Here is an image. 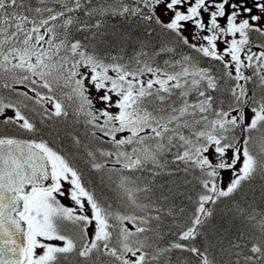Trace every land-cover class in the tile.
<instances>
[{
  "label": "snow or ice",
  "instance_id": "snow-or-ice-1",
  "mask_svg": "<svg viewBox=\"0 0 264 264\" xmlns=\"http://www.w3.org/2000/svg\"><path fill=\"white\" fill-rule=\"evenodd\" d=\"M0 89V264H264V0H0Z\"/></svg>",
  "mask_w": 264,
  "mask_h": 264
},
{
  "label": "trees",
  "instance_id": "trees-1",
  "mask_svg": "<svg viewBox=\"0 0 264 264\" xmlns=\"http://www.w3.org/2000/svg\"><path fill=\"white\" fill-rule=\"evenodd\" d=\"M112 24H115L120 27L128 28V30L132 31L134 30V21L131 25H120V18H114L110 21ZM135 34V33H134ZM189 50L187 48L184 49V52H188ZM115 54V53H113ZM19 89H24L23 85H17L16 86ZM0 95H8V90L0 89ZM9 99H14V97L9 96ZM80 131H83L81 128ZM0 132L1 134H15L19 135L20 138H28V134L25 133H19L17 129L11 125H4L2 122H0ZM65 151H67V148H65ZM76 164L78 167L81 168V170L84 172L85 179L91 182V186L95 187L98 193L103 194L104 198L109 202L112 203L114 207L119 206L120 201L118 199L117 192L114 190L115 186L112 187H102L98 186V177L94 172H90L86 166L85 163L82 160H76ZM139 175V173H137ZM264 184V181H261L257 179L254 181L250 187H245L244 190V196L240 197L238 196L237 199L241 200L242 203H251L254 204L257 208L264 207V197H262L261 194V186ZM187 255V254H185Z\"/></svg>",
  "mask_w": 264,
  "mask_h": 264
},
{
  "label": "rangeland",
  "instance_id": "rangeland-1",
  "mask_svg": "<svg viewBox=\"0 0 264 264\" xmlns=\"http://www.w3.org/2000/svg\"><path fill=\"white\" fill-rule=\"evenodd\" d=\"M185 34L189 35V32H186ZM189 38L191 39V36H189ZM97 107H103V105L100 104V103H97ZM113 111H115V109H113ZM62 202L65 203L66 205H70L71 204V201L68 200L67 198H62Z\"/></svg>",
  "mask_w": 264,
  "mask_h": 264
}]
</instances>
